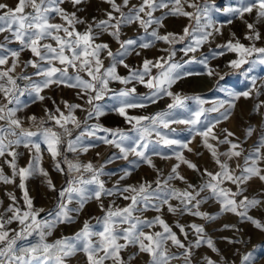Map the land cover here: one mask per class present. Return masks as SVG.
Segmentation results:
<instances>
[{"label":"snow or ice","instance_id":"snow-or-ice-1","mask_svg":"<svg viewBox=\"0 0 264 264\" xmlns=\"http://www.w3.org/2000/svg\"><path fill=\"white\" fill-rule=\"evenodd\" d=\"M66 2L72 4L73 11L62 7ZM102 2L110 10H104L105 18L92 17L91 21L78 15L87 0H16L11 6L0 2V158L11 157L4 160L11 168V176L0 167V182L15 184L18 177L17 186L23 191V206L13 192H7L10 203L0 212V264H67L77 254H83L85 264H136L142 254L149 257L147 264H172L177 260L193 264L195 249L206 245L213 252L219 251L214 241L204 225L184 224L179 219L169 224L165 217L188 215L205 223L215 221L218 214L201 211V206L210 201L220 206L219 212L234 214L241 222H250L264 231V223L249 215L250 209L264 207V198L245 194L252 179L264 182V129L257 131L249 125L243 141L227 129L222 130V135L214 131L229 118L236 101L252 97L259 100L264 95V80L258 83L253 75L258 66L264 67V46L257 45L264 39L259 30L264 25V0H235L225 7L216 0ZM162 9L166 11L154 16ZM216 12L231 16L229 24L241 20L246 28L243 40L250 43L245 44L235 33L217 42L223 36L224 25L213 19ZM169 17H185L190 23L179 33L161 34ZM57 18L60 22H56ZM78 25H85L83 31ZM133 25L144 34L126 37L124 29ZM104 35L118 44L115 51L101 40ZM157 42L166 45L159 48L160 55H142L156 48ZM205 45L207 52L201 51ZM25 52L31 56L21 62ZM132 54L142 57L139 65L126 63ZM228 55L231 58L225 63L227 72L221 74L210 66V61ZM193 64L202 66V70L194 71L189 67ZM18 66L22 69L19 74ZM121 66L127 69L126 75L118 73ZM28 68L32 71H26ZM236 74L248 81L246 90L230 86L229 77ZM193 76L214 78L213 90L225 99L208 101L201 95H182L173 90L177 82ZM113 83L121 87L113 88ZM137 85L148 91L139 93ZM53 86L75 90L83 103L61 100L63 109L59 105L54 109L45 107L44 117H26L34 127L25 128L20 113L30 105L22 97H31L33 103L44 102L50 97L42 93ZM106 98L111 103H106ZM165 98L171 102L164 109L129 114V110H146ZM77 110L86 113L83 119L74 114ZM262 110L264 101L254 105L257 113ZM109 112L122 117L128 127L102 125L101 118ZM184 132L190 139L181 138ZM253 135L257 141L246 151L242 145ZM196 137L211 153L215 170L201 167L185 156V151H193L190 144ZM96 141L116 151L98 165L68 158V153H87L97 146ZM42 144L55 171L66 177L65 185L59 189L41 166ZM223 145L227 149L219 151ZM21 147L31 156L26 167L18 166L23 153L17 149ZM154 157L175 163L165 174L157 168ZM241 158L243 164L237 162L233 168L230 162ZM120 160L127 163L120 166L118 179L108 187L102 177L111 179L113 172L107 166ZM182 165L198 174L197 183L181 174ZM141 166L154 171L153 179L126 183ZM37 174L50 191L57 193L54 208L43 217L45 210L34 207L25 183ZM176 182L185 187H176ZM226 182L235 190L223 186ZM259 195L264 197V193ZM93 201L100 216L85 220L74 235L49 240L59 225L75 224L85 206ZM3 203L0 200V207ZM148 212L156 215L149 218ZM93 219L95 224L91 223ZM223 228L235 229V225L225 224ZM190 233L194 240L189 239ZM229 243L243 241L233 239ZM173 247L178 251H171ZM202 259L204 264H216L210 257ZM240 264H257L254 250L243 253Z\"/></svg>","mask_w":264,"mask_h":264},{"label":"rangeland","instance_id":"rangeland-1","mask_svg":"<svg viewBox=\"0 0 264 264\" xmlns=\"http://www.w3.org/2000/svg\"><path fill=\"white\" fill-rule=\"evenodd\" d=\"M0 2H4L11 5L16 3V0H0ZM117 3H121L122 0H116ZM217 4L221 7H225L230 3H234L235 0H216ZM132 4L138 3V0H131ZM67 11H73V7L71 3L66 2L62 5ZM186 10L192 11V9L187 8ZM81 11L78 12V15L81 18H86L91 21L92 17H96L97 19L105 18L103 16L104 10L109 9V5L103 3L102 0H87V3L81 6ZM127 11V9H125ZM166 10H158L154 13V16H160L162 12ZM213 19L216 21L218 25H224L223 27V36L218 38L217 42H223L230 38H232L231 34L235 33L237 38H240L242 42L245 44H249L250 41L243 40V37L246 33L245 24L239 20L235 19L231 24L228 23L231 16L226 15L223 12H216L213 15ZM249 21L251 22V17H248ZM56 22H60L59 18H57ZM190 21L188 18L185 17H169L164 21V28L160 29L161 34L165 32H173L179 33L181 32L182 28L189 24ZM85 25H78L79 30L83 31ZM259 30L264 36V25L259 26ZM151 31V29H149ZM126 37H133L138 35H143V30L138 29L136 25L130 26L124 29ZM102 41L109 43L110 47L113 51L118 48V44L112 40L111 37L108 35H104L101 37ZM258 46H264V39L261 41H257ZM214 46V45H213ZM166 47L163 42H157V47L143 51L142 55L148 58H153L161 53L159 52V48ZM179 47V46H177ZM208 46L205 45L201 51L207 52ZM31 56L30 52H25L22 54L21 62L24 60L29 59ZM231 58V55L218 58L216 60L210 61V66H214L221 74L227 72L228 69L225 68V63L227 60ZM142 57H137L135 54L130 55L126 63L130 66H137L141 63ZM105 64H108V61L105 60ZM194 71H201L202 66L200 65H190ZM21 67H17L16 73L19 74L21 72ZM26 71L31 72L32 69L28 68ZM118 73L120 75H126L127 69H124L122 66L118 68ZM253 75L257 77L258 83L261 80H264V67L258 66L254 71ZM232 84L230 86L235 87L237 90H246L249 87V83L245 80L244 77L236 74L231 75L229 77ZM113 88L121 87L118 83H113L111 85ZM214 88V78H210L208 76H193L187 79L181 80L177 82L176 85L173 86V90L177 93L182 95H201L208 101H215L218 99H225L223 94L215 92ZM137 91L139 93L147 92L148 90L140 85H137ZM50 99L40 102L36 101L35 103L32 102L31 97H22V99L28 103L30 106L20 113L21 119L24 120L23 126L25 128H33V122L31 120L26 119V117H31L35 115L36 117H44L45 116V107L49 109H54L57 105H59L63 109V105L60 103L61 100H67L69 102L75 103H83V101L79 100L75 94V90L69 89L66 87L56 88L55 86L51 87L50 89H46L44 93ZM53 101L56 103L54 104ZM260 101H264V95L259 97L257 100L255 97L244 99L241 98L240 100L236 101V106L232 109L231 115L227 120L222 121L214 130L217 135H222V130L227 129L234 133L236 138L240 140H244V132L245 129L252 125L259 131L260 129H264V110L260 113L254 111V105ZM106 103H111L110 100L107 98L105 99ZM170 99L165 98L164 100L160 101L157 105H153L146 110H129L130 115H143L155 112L160 109H164L168 103H170ZM191 106V102H189ZM210 105H206L208 107ZM87 107V105H85ZM79 119H83L85 116L84 111L77 110L74 113ZM216 115V114H211ZM94 123L95 121H91ZM100 123L106 127L115 128V127H124L127 128L128 125L124 121L122 117L117 115L114 112L107 113L104 117L101 118ZM103 135V133H100ZM181 138H188V134L186 132L181 134ZM257 141V136L253 135L243 143L244 149L251 150L254 143ZM96 147L90 149L87 153H79L73 154L68 153L69 159H78L82 163H87L91 161L94 164H100L103 162L108 155L112 152L116 151L115 149L111 148V146L104 145L99 141H96ZM215 143V142H213ZM42 147V161L41 166L48 171L50 178L52 179L53 183L56 185L57 189L61 186L65 185V175L58 173L55 171L53 166V161L50 157V154L46 151V146L41 145ZM190 147L192 148V152L189 153L185 151V156L191 160L192 162L198 164L201 167H206L209 170H215L216 165L211 160V153L206 150L203 145L200 137H196V139L191 140ZM227 145L220 146L219 151H225L227 149ZM17 151L23 153V155L18 160L19 167H26L28 164L29 159L31 158L30 154L24 148H19ZM199 153V155L197 154ZM99 154V155H97ZM5 159H11V157H4L0 158V167L3 168L4 173L8 176H11V168L4 163ZM129 159H132L130 157ZM154 163L156 164L157 168L162 169L165 174L169 171L170 167L175 163V160H162L160 158L154 157ZM243 164L242 158L239 161L233 160L230 162L231 166L234 168L236 163ZM125 161H116L113 164H109L107 169L112 170L113 175L111 179L108 176L102 177V179L107 181V186L111 187L113 183L118 179V174L121 171L120 166L126 164ZM264 167V165H261ZM66 167V166H65ZM131 170V166H129ZM180 172L184 175L187 180L191 183L198 182V174L193 172L192 170L188 169L186 166H181ZM154 171L151 170L147 166H141L138 169H135L133 175L126 181V183L132 184L136 183L137 181L141 180L142 178H147L148 180H152L154 177ZM26 188L29 192L30 197L33 199L34 207L36 208H43L45 211L41 213V217L45 216L46 213L53 209L56 204L57 193L50 191L46 186L45 180L39 174L29 177L26 180ZM19 178H16L15 184H7L5 185L3 182H0V200H3V206L0 207V212L3 211V208H6L10 203L6 193L13 192L18 200L20 201L21 206H23V191L18 188ZM176 187L183 188L185 185L180 182H176ZM223 186L225 187H232L235 190L234 186L230 184V182H226ZM264 193V182L260 181L259 179H252L248 184L247 192L245 193L249 197L256 196L257 198H264L259 194ZM109 201L106 200L105 203ZM119 203V201H118ZM75 204L70 205V207H74ZM219 205L213 201L208 202L201 206V211L208 212L213 215L218 214V218L215 221L205 223L199 217H192L185 215L183 217H174L172 215H167L165 219L169 224H175L176 220L179 219L181 223L190 224V223H197L204 225L205 230L208 236L214 241L216 248L219 250L218 252H213L209 249L206 245L202 246L199 249L194 250V260L193 264H204L203 257L207 256L210 257L212 260L216 261V264H240V257L243 253L247 251H253L254 255L257 257V264H264V231L257 229L252 223L250 222H241L239 218L231 213H221L219 212ZM101 212L96 204V202H90L81 212L77 222L73 225H59L57 229L54 231L53 236L49 238L50 241L60 238L61 236H71L74 235L76 231H78L85 220L90 219L91 217L100 216ZM156 213L148 212L146 216L151 218ZM249 215L253 216L255 219L260 220L261 223H264V207H256L250 209ZM92 224H95V220H91ZM225 224L235 225V229H224L223 226ZM11 227L15 228L16 224H13ZM97 230H99V226H97ZM176 230V229H174ZM179 234V233H178ZM180 238L183 239V235L179 234ZM189 239L194 240L195 237L191 233L189 234ZM240 240L243 243H229L230 240ZM171 251L177 252L176 248H171ZM149 257L146 254H142L141 257L137 260L136 264H147ZM67 264H85V257L83 254H77L75 257H72L68 260ZM172 264H182V261H173Z\"/></svg>","mask_w":264,"mask_h":264}]
</instances>
